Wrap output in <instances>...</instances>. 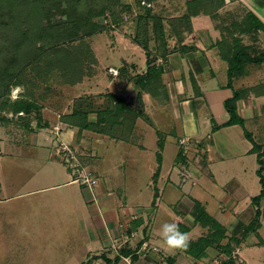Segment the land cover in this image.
I'll return each instance as SVG.
<instances>
[{
  "label": "crops",
  "instance_id": "crops-1",
  "mask_svg": "<svg viewBox=\"0 0 264 264\" xmlns=\"http://www.w3.org/2000/svg\"><path fill=\"white\" fill-rule=\"evenodd\" d=\"M187 1L191 0L177 5L170 3L172 9H163V15L157 14L164 38H160L150 23L148 36L145 37L147 50L134 40L126 42L122 38L118 41L122 49L131 50L134 59L127 56L122 58L119 67L107 66L106 72L111 80L102 88L98 87L101 75L96 71L99 69L96 58L95 71H86L87 74L85 72L81 80L74 83L53 81L60 92L47 98L42 95L38 102L32 100L39 106L40 120L34 115L12 111L0 122V143L3 144V149L0 144V157L3 156L0 194L4 191L8 193L5 199L10 204L9 210L32 214L34 210L47 208L49 212L53 209V214L61 219L74 216L72 224L80 223L82 226L85 244L68 258L72 264H84L91 256L102 254L105 260L98 258L92 264H128L124 256L116 258L118 249L123 246L140 248L142 239L149 246L142 252L138 249L137 264L215 262L216 253L211 249L205 251L202 259H193L182 251L169 250L163 242L162 245H151V232L148 234L147 230L155 213L148 217L146 211L151 207L146 206L143 211L132 206V202L142 201V197H149L154 206L159 198V216L165 220L168 218L171 223L187 226L188 230L184 233L189 240H196L209 230L208 227L199 230L198 223H194L191 213L195 201L201 203L208 215L218 219L230 232L238 219L248 222L254 216L255 207L251 199L262 189L258 186L260 182L257 183L259 165L256 154L252 153L253 144L245 136L242 126L228 124L230 114L225 102L233 96L234 90L252 89L263 84L264 79L249 87L235 88L234 80L250 75L254 68L247 64L243 75L234 77L232 87L228 86L229 65L217 43L223 35H227L226 27L231 23L232 13L239 11L235 4L237 0H223L212 14L203 12L200 6H197L200 12L190 13L192 6ZM248 10L253 8L242 9L244 12ZM146 51L157 62L153 61V65L160 69V74L142 86L136 80L147 69ZM252 65L256 68L261 64ZM108 68L117 69L118 75H111ZM114 81L118 82L119 88L112 87ZM80 83L86 85L85 93L70 94L64 89V86ZM110 94L123 99L131 108L137 109V113L123 112L107 125L95 123L81 130L70 120L62 118L81 104L89 109L87 120L93 123L97 120L98 111L115 109ZM263 104L264 95L257 96L250 90L236 100L235 108L246 124L263 117ZM94 126L101 127L102 131H96ZM260 128L256 129L253 125L252 132H249L253 133V140L257 138V143H262L264 148ZM57 138L70 149L78 151V155L81 153V164H88L94 169L99 179L94 190L73 181L75 176L71 171L76 166L73 161L66 164L64 158L57 154ZM94 138L97 142H105V146L114 143L122 145L117 147V152L122 150L125 155L123 164L110 155L104 168L101 166L103 159L97 152L94 158L85 160ZM149 154L156 163L146 165L147 172L152 173L148 175L151 180L145 179V182L140 167ZM188 159L190 164L185 162ZM2 178L5 180L2 181ZM167 186H176L180 191L173 210L161 203L166 195L173 196L167 192ZM142 187H148V191ZM220 188H225L226 193ZM132 232L136 233V238L125 241L124 234ZM158 233L160 235V230ZM257 233L264 240L263 216ZM157 237L161 239V236ZM245 240L252 251L254 248L264 249V244H259L253 232ZM240 244L243 245L242 242ZM155 246L157 249L154 251L152 247ZM173 256L174 259L168 262L166 258ZM237 262L235 264H247L246 261Z\"/></svg>",
  "mask_w": 264,
  "mask_h": 264
},
{
  "label": "rangeland",
  "instance_id": "rangeland-1",
  "mask_svg": "<svg viewBox=\"0 0 264 264\" xmlns=\"http://www.w3.org/2000/svg\"><path fill=\"white\" fill-rule=\"evenodd\" d=\"M60 1L62 2V7L67 8L68 13L71 12V13H76L78 15L81 14L86 15L91 17V21L94 20L97 21L98 23V24L96 23L97 24L96 32L86 39L88 43V45L86 46L90 47V52H92L93 54V60L87 59L88 62H92L90 68L93 71L97 69L96 58L99 60V67H98L99 69H97L96 71H99L101 75L100 77H98L100 78V80L98 81L99 83L98 87L102 88L105 84H108L111 80V77L106 72L107 66L113 65L115 67H119L121 65L122 58H126L127 56L132 60L134 59V57L130 53L131 50L129 48L122 49L121 47L122 44L119 43L118 41H121L124 38L127 40L126 42H131V40L133 41L134 39H137L140 45L144 44L145 41L144 39L146 35L143 33V30L145 28H142V26L140 27V25L143 24L142 21L141 23H139L140 25L138 27L137 24L139 20L137 17L143 16L145 10L136 7L135 1L137 0H120V1L106 0L105 2L104 0H60ZM142 1L143 0H140L141 5L149 7L153 15H157V14L163 15V9L167 11L168 8L172 9L171 6H169L170 3L177 5L183 2L184 0H153L149 2L146 1V3H149L148 6L146 4H142ZM124 4L125 5L129 4L131 9L130 10L125 9ZM235 4L236 6L238 5L239 11L236 10L235 13H232L234 15H232L229 19V21L231 20V22L234 19L236 18L238 19L240 18V16L244 15L245 12L242 11L243 7L248 8L251 6L253 8V11L256 12V10L254 9L255 6L253 0H237L235 1ZM8 5L9 6L12 5L11 8L13 12L16 13V14L14 13L12 14L16 16H12L10 11H8V9H4L6 12L2 16H0V22L4 24L3 26L0 27V122H2V120L5 119L6 117L10 116V113L13 111L12 109L14 108L10 104L13 101H15L17 98H20V96L38 102L37 99H39V97H41L42 95L44 96L43 98H47L49 97V95L53 96L54 94H56L57 91L60 92L58 90L59 88L57 89V85L53 84L54 83L53 81H55L56 78H58L57 77L58 73L56 72L55 67L50 68L49 69L50 74H47V76H45L46 74H44L43 71L46 69V63L48 62L47 58L46 57L35 58L32 53V50H30L29 48L30 43L26 40H22L23 37L19 36V32L20 34H23L27 29V26L24 23V21L28 19L26 16V12H29L28 7H30V5H33L32 7L36 9L34 7L35 6L34 0H19L18 4L16 0H10ZM262 5H264V3ZM47 12L48 11H46L45 14H47ZM53 12L58 13V11L56 12L53 11ZM50 13H49V17H50L49 19L51 20V22H54L55 25L56 23L57 24L59 22L61 23L67 19V16L64 14H62V16H60L59 18L58 15L52 13L50 14ZM259 13L260 15H262L260 12V8H259ZM259 13H257V15H259ZM260 15L259 17H261L262 19L263 17ZM262 20L264 21V19ZM150 23L152 24L151 20H149V22L146 24L147 31H149V26L151 27ZM7 25L14 26V28H16L17 25H19L20 31H18L17 33L9 31V29H6L8 27ZM252 36L253 35H249V34H245L243 36L239 35L240 39L243 41L244 44L249 45L251 47H256L257 49L264 51V32L259 31L257 32L256 36L254 35L255 37ZM63 37H66V35L65 36L63 35ZM77 45H78L77 42H71L68 45V47L72 48V46L76 47ZM89 58L91 59V56ZM156 63L157 62L155 61V64ZM250 66L254 67L251 69L250 75H246L234 80L233 86L235 88L241 89L244 87H249L253 85V83L255 84L259 83L261 79H264V63H262L260 66L256 68H255L256 65L251 64ZM10 77H12V81L14 82L19 81V84L10 86V83L12 82L10 80ZM86 82L88 83V81H85V83ZM111 85L114 89L119 88L117 81L112 82ZM64 87H65L64 89H66V92L70 94L72 93L79 94L86 92L85 89L86 85H83L82 83L74 86H64ZM262 113L264 117V112ZM29 115L35 116L36 114L33 111H31ZM263 117L258 118L256 122H252V123L247 122L246 124L244 123L242 128L246 131V133H250L252 132L251 128L253 127V125L256 126V129L263 126L260 128L261 131L260 137H263L264 139V125H262L264 123ZM252 134L253 133H251V137L253 136ZM58 141L59 138H57V142ZM147 141L150 144V141L149 140ZM254 141L257 142V138L254 137ZM62 143L63 145H65L64 142L59 141V143L56 144V149H55L57 151V154L59 153V155L61 156H62L61 154ZM0 144L3 149V144L2 143ZM105 144L106 143L103 141L97 142L96 138H94L91 141L92 148L89 149L90 152L87 151V157H84L85 160L86 159L90 160L91 157L94 158V155L97 152L98 155L101 156V159H103L101 166L104 168H106V166L109 163L110 155H114V157L117 160H119V163L123 164V159L125 155L123 154L122 150L120 152H117L118 151L117 147L121 148L122 145L114 143V144H110L109 146L107 145L105 146ZM186 149L187 146L186 148H184L183 151L184 154H186L187 152ZM73 151L77 153L76 160H73V165L77 166V164L80 163L79 155H81V153L78 155V151L77 152L75 150ZM81 152H83L82 155L84 156L85 153L84 150H82ZM2 162H3V156L0 157V163ZM150 162L156 163L152 154H149V156L146 155L145 161L142 162L141 164V166L142 165L143 166L140 167V169H143L142 170L143 172L141 171V177L144 179L145 182H147V180L145 179L151 180V178L148 175L149 173L151 174L152 172L149 171L148 173L147 172L148 169L146 167V165L149 164ZM185 162L187 164H190L189 159L185 160ZM143 163L146 164L144 165ZM66 164H70L69 160L66 161ZM81 165L89 167L88 164L87 165L81 164ZM2 169H3V164L1 165L0 172H2ZM71 173L75 175L74 168L72 169ZM3 180L5 179L2 178V181ZM98 180L96 179L94 184H92L89 187L85 186V188H87L88 190L92 188L94 190L95 187H97L96 183L99 182ZM188 183L191 185V181H189ZM257 183H259V179ZM79 184L80 183L77 182V185ZM258 186L260 187V189L262 188L260 183L258 184ZM169 187L171 189H169ZM142 188L143 190L148 189V187L147 188L142 187ZM167 188H168L167 192L169 191L170 193L173 194V196L168 197L166 195L164 199H161L162 200L161 203L166 204V206L169 207L170 210H173L174 208L173 205L175 204L176 197L179 196L178 194L180 193V191L176 186H167ZM221 189L225 194L226 189L220 188L219 190L221 191ZM205 194L206 193H204V195ZM7 196L8 193H6L5 191L0 194V264H72L70 263L71 260L68 258L70 257V255H73V253L76 252L75 250H78L82 245L85 244L83 232L81 231L82 226L80 225V223L72 224L74 216L70 217L69 219L68 218L61 219L53 214L54 211L53 209H51V212H49L47 208L37 211L34 210L33 211L34 213L32 214L31 212H26V211H17L12 209L9 210L8 208L10 204H8L5 199L7 198ZM208 199H210L209 196ZM141 200L142 201L139 202H132L133 204L132 206L141 208L143 211H145L144 207L146 206L151 207L149 211H146V214L148 217H150V215L154 213L155 215L152 224L150 223L148 227L147 232L148 234L151 232V234L149 235L151 245L155 243L162 245L161 244L162 240L159 237H157L160 236L158 231L161 229V225L163 223L170 221L168 220V218L165 220L159 216L161 214L160 211L161 207L157 208L159 203V198L156 199L155 206L152 205V200H149V197L147 196L142 197ZM129 204L130 202L128 203V205ZM216 205L218 204L216 203ZM214 220L217 223H219V225L221 224V222L213 216L210 221L215 222ZM158 221H159V226H158ZM250 221L243 222L242 220L238 219L236 221V224L238 222H241L247 225L250 223ZM236 224L234 225V227L236 226ZM151 226H152V231H150ZM180 226L181 225H179V228ZM198 226L200 227L199 230L203 228V226L200 225V223H198ZM206 234H208V230L202 235L203 238L204 236L206 237ZM226 235L227 237L221 240L222 244H226V242L229 239L228 237L231 235V232L226 230ZM240 236L242 235H237V237ZM256 237L258 238V236ZM218 239L219 238H217V240L214 241V243H216ZM243 241L241 240L243 245L242 244L238 245L235 251L231 254V256L235 259V261L247 262L251 260L252 262L251 264H264V260H262V258H264V249L254 248L252 251L251 247L247 244L248 243L247 240H245L246 242ZM213 246L214 248L211 246H207L206 250L208 249L213 250L216 253L215 254L216 258H218V255L223 256L222 254L224 253L222 249L218 248L214 244ZM182 252L184 253V251ZM198 263L203 264L202 262H198ZM249 263L250 261L247 262V264ZM212 264H220V262L216 259L215 262H212Z\"/></svg>",
  "mask_w": 264,
  "mask_h": 264
},
{
  "label": "trees",
  "instance_id": "trees-1",
  "mask_svg": "<svg viewBox=\"0 0 264 264\" xmlns=\"http://www.w3.org/2000/svg\"><path fill=\"white\" fill-rule=\"evenodd\" d=\"M16 1L18 4L19 0ZM105 1L106 0H104V2ZM145 1L149 2L153 0ZM9 2L10 0H0V16L6 12L4 9H8L12 16H16L14 15L16 13H14L11 8L12 5H8ZM187 2L190 7L192 6L190 13L197 14L200 12V9L197 8V6H200L203 8V12L212 14L217 9L216 7L222 4L223 0H191ZM34 3V7L36 9L32 7L33 5H30V7H28L29 12H26L28 19L24 21V23L26 24L27 29L23 34H20L19 32V36L23 37L22 40H26L30 43L29 48L32 50L35 58H47L48 62L46 63V69L43 71V73L46 74L45 76L50 74V68L55 67L56 72L58 73V78H56V80L54 79L55 81H61L62 83H74L78 80H81L85 72L91 69L90 66L92 62H88L87 59L93 60V54L90 52V47L86 46L88 45L86 39L96 32V27L98 24L97 21H91V17L86 15H78L71 12L68 13L67 8L62 7V2L60 0H34ZM253 3L255 6L254 9L257 13H259V8L260 12L261 9L264 8V5H262L264 0H253ZM135 4L137 8L145 10L143 16L137 17L139 20L138 27L140 25L139 23H141V21L143 22V24L140 25V27L142 26V28H145L143 33L148 36L146 24L149 22V20H151L153 28L157 30L160 38H164L163 26L159 21V16L153 15L149 7L141 5L140 0L135 1ZM124 6L127 10L131 9L129 4H124ZM46 11H48L47 14H45ZM53 11H58V13H54ZM50 12L52 14L58 15L59 18L62 16V14H64L67 16V19L61 23H56L55 25V23L51 22L49 19ZM256 12L253 10H248L240 19L233 20L229 26L226 27L227 35H223L221 40L217 43L220 48L221 55L229 65V87H232V79L234 77L243 75L245 66L247 64H262L264 62V51H255L251 46L244 44L239 37V35L242 36L245 34L253 35L252 37H255L257 32H264V21L257 15ZM3 25L4 24L0 22V27ZM7 26L8 27L6 29H9V31L14 33L20 31L19 25H17L16 28L11 25ZM62 34L64 36L66 35V37H63ZM144 40L143 46L147 50V38ZM71 42H77L78 45L76 47L72 46V48H69L68 45ZM134 42H138L137 39H134ZM164 43L165 41L163 40V44ZM90 56L91 59L89 58ZM153 60L154 58H152L150 53L146 51L147 69L145 74L141 75L142 77L139 75L136 80V82L141 83L142 86H146L148 82L151 81V79L157 78L160 74V69H157L155 65H153ZM10 80L12 81V77H10ZM17 84H19V81H12L10 86ZM250 90L254 91L257 96L264 95V83L248 90H234L233 96L225 102L226 108L230 114L228 124L238 123L243 126L244 121L236 112L235 102L240 97H243V95H247ZM109 96L114 102L115 109L106 108L105 110L98 111L97 120L93 123L87 120L89 109H85L81 104H78L76 108L72 109L69 114L63 116L62 118L64 120H70L72 124H75L74 126H77L79 130H81L86 128L88 129L90 128V125L95 123H105L107 125L114 121L117 117L119 118V115L123 112H131L133 115L134 113H137V109L131 108L130 105L125 103L120 97L114 94H110ZM10 105L14 107L12 109L13 112H23L25 114H29L31 111H33L36 114L35 117L40 120L39 106L35 101L20 96V98H17ZM93 129L99 132L102 131L101 127L99 128L97 126H94ZM245 135L253 144L252 153L256 154L259 165L256 172L259 177V182L262 185L260 193L251 199V203L255 207L254 218L247 225L238 222L231 231V235L228 237L229 239L226 244H222L221 240L227 237L226 229L222 224L219 225V223H217L215 220V222L210 221L212 217L208 215L201 203L195 201L191 213L194 223H200V225L203 227H208L209 230L208 234H206V237L204 236L203 238L202 236L196 240H190L189 247L186 251H184V253L188 254L193 259H202L206 254V247L211 246L214 248V244L218 248H221L224 253L222 254L223 256L218 255L217 260L220 262V264H235L236 261L231 256V254L235 251L238 245H240L241 240L243 241L251 232H253L256 236L258 235L257 229L260 226L261 217H264V148L262 143H257L253 140L250 133H246L245 131ZM180 228L182 232L188 230L187 226L181 225ZM237 235L242 236H240V238L237 237ZM217 238H219L218 241L214 243ZM258 240L259 244H264V240H262V238L258 237ZM140 245L141 242L139 243V246ZM138 249L139 247L137 249H131L125 246L120 247L118 249V256L116 258H120L121 256L130 257L132 264H137ZM177 251L181 252V250ZM98 258H103L105 260V256L103 254L99 256L95 255L88 258L84 264H92V262ZM166 259L168 262H170L172 259H174V256L168 257ZM192 264L198 263L195 261Z\"/></svg>",
  "mask_w": 264,
  "mask_h": 264
},
{
  "label": "built area",
  "instance_id": "built-area-1",
  "mask_svg": "<svg viewBox=\"0 0 264 264\" xmlns=\"http://www.w3.org/2000/svg\"><path fill=\"white\" fill-rule=\"evenodd\" d=\"M142 4H146L147 6L149 5V3H146V1H142ZM108 71L111 75L116 76L118 75V70L115 68H108ZM61 154L64 158L65 161L69 160V162L76 160V154L73 149H70L69 146H67L66 144L63 145V143L61 144ZM0 155H1V151H0ZM75 170V177H74V181L79 182L81 185L89 187L92 184H94V182L96 181L97 177L95 175V172L93 171V169L91 167L88 166H82L81 164H77V166L74 168ZM136 238V233L132 232V233H126L124 234V240H130V239H134ZM149 246L148 242L145 241L144 239L141 240V245L139 250L142 252L144 250L147 249V247ZM156 247H152V250H156ZM128 264H132V261L130 259V257H125Z\"/></svg>",
  "mask_w": 264,
  "mask_h": 264
},
{
  "label": "clouds",
  "instance_id": "clouds-1",
  "mask_svg": "<svg viewBox=\"0 0 264 264\" xmlns=\"http://www.w3.org/2000/svg\"><path fill=\"white\" fill-rule=\"evenodd\" d=\"M160 236L163 244L171 251H186L190 240L176 223L165 222L161 225Z\"/></svg>",
  "mask_w": 264,
  "mask_h": 264
},
{
  "label": "water",
  "instance_id": "water-1",
  "mask_svg": "<svg viewBox=\"0 0 264 264\" xmlns=\"http://www.w3.org/2000/svg\"><path fill=\"white\" fill-rule=\"evenodd\" d=\"M261 14H262V16L264 18V8L261 9Z\"/></svg>",
  "mask_w": 264,
  "mask_h": 264
}]
</instances>
